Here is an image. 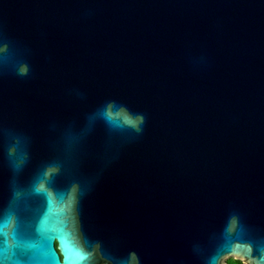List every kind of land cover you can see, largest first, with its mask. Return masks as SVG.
Returning a JSON list of instances; mask_svg holds the SVG:
<instances>
[{
	"label": "water",
	"instance_id": "obj_1",
	"mask_svg": "<svg viewBox=\"0 0 264 264\" xmlns=\"http://www.w3.org/2000/svg\"><path fill=\"white\" fill-rule=\"evenodd\" d=\"M264 264V0H0V264Z\"/></svg>",
	"mask_w": 264,
	"mask_h": 264
},
{
	"label": "trees",
	"instance_id": "obj_2",
	"mask_svg": "<svg viewBox=\"0 0 264 264\" xmlns=\"http://www.w3.org/2000/svg\"><path fill=\"white\" fill-rule=\"evenodd\" d=\"M227 264H242V263L240 261H237V260L229 259L227 261Z\"/></svg>",
	"mask_w": 264,
	"mask_h": 264
}]
</instances>
